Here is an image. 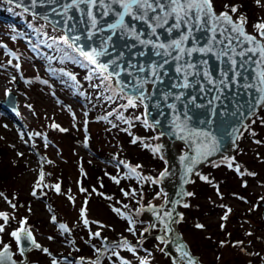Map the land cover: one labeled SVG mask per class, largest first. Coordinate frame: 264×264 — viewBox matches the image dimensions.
<instances>
[{
  "label": "rangeland",
  "instance_id": "374dc122",
  "mask_svg": "<svg viewBox=\"0 0 264 264\" xmlns=\"http://www.w3.org/2000/svg\"><path fill=\"white\" fill-rule=\"evenodd\" d=\"M212 2L218 11L225 5L248 9L246 11L250 16L245 17L247 29L258 35L254 25L264 22V0ZM233 15L238 18L240 13ZM13 36L11 28L0 21V45L7 46H0V149L3 150L0 151V166H10L14 174L9 177V185L0 187V193H3L0 196V212L7 213L11 218V222L6 224L0 217V224L5 229L0 232V248L11 242L16 251L15 257L22 258L11 232L19 230L21 221L25 220L24 227L30 229L37 242L48 249L47 253L32 250L28 264H53L54 260L56 264H91L99 254L97 250H100L104 237L121 243L127 237L132 242L130 245L138 249L144 239L145 228L149 233L159 231L143 217L142 212L141 216L138 214L135 201L124 195V192L129 193L127 184L133 185L140 174L137 176V172L133 174L128 167L114 165L107 169L113 172L106 178L108 189L101 185L103 179L96 164L114 162L108 163L106 157L92 154L81 140L84 132L91 134L94 149L99 153L115 152L117 148L113 145L117 138L110 137L107 129L92 121L95 115L88 103L75 99L70 90L53 79L43 83L48 79L44 68L38 60L29 57L25 44L13 40ZM9 48H15L24 55V59L19 60V68L16 67L17 62L8 56L11 54ZM30 76L33 79H29ZM8 92L17 96V112H11L2 105ZM53 124L67 131L53 128ZM249 125L255 137L247 131ZM21 132L24 133L23 140ZM34 133L40 135H29ZM126 150L134 155L143 153L134 146ZM225 158L210 162L195 175L189 185L193 193L188 196L190 206L179 227L201 264H264V219L263 207H260L261 201H264V108L244 129L234 154ZM229 161L233 164L232 168L228 167ZM80 162L86 176L81 173ZM237 164L240 173L235 170ZM41 170L44 178L36 187ZM120 172L131 173L132 178L129 175L118 176ZM201 176L208 179L202 180ZM112 177L120 182L117 184ZM81 180L88 181L89 185L84 187V182L80 184ZM147 181L150 184V180ZM55 184L60 185L59 192L53 187ZM120 187L123 190L119 191ZM81 188L86 191H81ZM101 188L103 198L96 193ZM34 190L36 196L32 195ZM113 207L130 209L127 214L135 221V234L127 231L128 221L120 218L112 210ZM82 209L85 210L84 216L81 215ZM53 216L56 217L55 223L52 222ZM85 218L87 225L84 224ZM61 223L68 226V232H62L59 228ZM198 224L203 227H196ZM92 229L100 232V236H93ZM150 244L146 252L140 253L148 264H183L182 261L175 263L166 256L157 239ZM110 246H107L106 252ZM125 253L131 262L139 264V259L135 257L138 252ZM69 255L87 260L77 262ZM100 264L111 262L105 260Z\"/></svg>",
  "mask_w": 264,
  "mask_h": 264
},
{
  "label": "water",
  "instance_id": "95a60500",
  "mask_svg": "<svg viewBox=\"0 0 264 264\" xmlns=\"http://www.w3.org/2000/svg\"><path fill=\"white\" fill-rule=\"evenodd\" d=\"M2 1L25 10L54 29L64 33L65 36L69 37L70 44L73 43L72 38L79 36L80 39L75 41V44L85 51H90L94 47L99 48L103 37L110 34L108 31L103 35L97 33L93 39L89 40L87 38V32L85 31L87 25L81 21L80 14L78 12H70L69 15L73 17L72 20H67L63 14V5L68 0H56L55 3H50L48 0H44L41 3L40 0H37L35 4H33L32 0ZM93 10L96 11V9ZM215 13L219 15L221 12L215 11ZM229 14L231 15L230 12ZM97 16L100 19L101 25L115 22V19L111 16L100 17L99 13H97ZM233 20L236 19L233 18ZM126 22L130 25L135 23L137 30L146 31L145 26L138 21L133 22L130 18L126 17ZM244 27L247 34L254 35L246 30V23ZM159 31H161V39L167 41L169 39L168 34L162 30ZM193 35L195 40H190L188 42L189 46H204L211 36V32L205 28L201 31L194 32ZM217 39H223V37L217 33ZM257 39L259 40L260 37L257 36ZM133 44L136 46L132 47ZM226 44L227 41L225 40L224 44L216 45L213 53H193L191 57H185V60L196 64V68L200 70L199 75H191L188 77L189 87H174V85L182 84L184 81L183 74H178L175 71L176 61L170 59L168 64H165L163 68L159 69L160 79L155 84L149 82L144 85L146 98L142 102L136 100L144 106L148 123L162 138L160 151L162 158L167 163V168L161 172L166 174L163 176L160 174L156 178V181L162 186V192L166 195L164 202L161 204L151 203L142 207L143 217L151 221V225H155V228H159V232L154 234L149 233L147 237H156L159 242L163 243L162 251L169 255L175 263L183 261L188 264V258H182L181 252L177 251V245H182L183 251L189 253V256L194 259L195 264H201L198 262L197 257L192 254L189 244L178 227L179 223H171L169 227L172 231H166L165 223H167L168 218L164 216V213L171 212L173 219H179L180 216L183 217V212L180 207L187 202L188 195L186 193L190 192L188 184L192 182L193 175L199 172L210 161L233 154L238 147V140L248 120L260 108L264 107V101L260 99L261 95L264 94L257 91V88L260 87L257 76L260 71L264 70V65L257 63L260 60L259 55L248 53L243 58L236 55L235 59L237 64L235 69L231 70V64L228 58L221 56L217 59L216 55ZM251 46L244 44L243 48ZM243 48L237 47V53L243 50ZM139 52H144L145 55H137ZM117 56L121 57L118 63L125 68L129 64H134L136 68H139L141 65L162 62V58L154 55L151 47L145 48L136 43L135 40L119 33L113 36L111 46L108 49V55L100 57V62L107 63L112 59H116ZM203 60L207 61L206 66L200 63ZM180 63H184V61ZM113 70L119 69H116L114 65L110 64L108 71L105 73L108 75V72ZM130 71L132 72L131 76L127 72H122L118 79L115 77L112 79L115 87L120 92L127 97L132 96L135 98L136 90L133 85L136 83V77H142L145 74L137 73L135 69H130ZM204 71L211 74L213 83L210 84L205 79L203 75ZM223 72L228 73V78L225 85H220L219 81L224 79L222 76ZM234 73H239V75H234ZM149 79L151 80V77ZM246 85H254V87H246ZM121 88H123V91H121ZM180 92H183L184 95L180 100H176L175 96ZM168 93H171V95L166 100L164 97ZM171 104H175L176 107L170 108L169 105ZM4 105L13 111H17L16 96L10 92L7 100L4 101ZM177 117H179V120L176 119ZM174 122L181 123L182 126H185L192 132H209L218 141V149L214 154L208 156L206 160H201L200 163L194 166V171L187 176V179L190 181L188 183L184 182L186 178V165L189 162L187 158L200 159L196 157L197 137L195 135L187 136V133H185L187 138L183 140L179 139V134L173 135V133L177 132V129L174 127ZM161 133L164 134L161 135ZM179 145L184 147L183 151L179 150ZM210 147L211 143L204 141V148L207 149ZM181 157H185L186 159L182 161ZM262 206H264V202ZM156 213H159V216ZM10 222L11 219L9 217L6 224ZM21 236L22 243L18 245V251L20 247L24 248L23 255L19 251L22 259L18 260L14 257V250L11 245H9V251L12 260L16 261V264H28L30 252L40 249L35 248L31 244V241L24 237L23 233ZM32 236L34 237L33 233ZM159 237H164V240L162 241ZM6 264H11V262L8 261Z\"/></svg>",
  "mask_w": 264,
  "mask_h": 264
},
{
  "label": "snow or ice",
  "instance_id": "6c2138e0",
  "mask_svg": "<svg viewBox=\"0 0 264 264\" xmlns=\"http://www.w3.org/2000/svg\"><path fill=\"white\" fill-rule=\"evenodd\" d=\"M33 4L37 2V0H32ZM41 3L44 0H40ZM50 3H55L56 0H48ZM259 2V0H257ZM83 6V7H82ZM225 8L229 9L231 13H237L238 7L233 5H225ZM93 9H96L94 11ZM55 11V9H53ZM229 11L221 12L219 15L215 13L213 8L212 0H68L63 5V14L65 15L67 20H72L73 17L69 15L70 12H78L81 17V21L87 25L85 31L87 32V38L89 40L93 39L97 33L103 35L106 31L110 32L109 35L104 36L101 40V46L99 48H92L90 51H85L83 48L79 47L75 44V41L79 40L80 37L76 36L72 38L73 43H69V37L64 36L61 39L65 44L68 45L69 48H73L79 56L83 57L90 65L95 66L93 68V72L99 71L100 74L107 72L109 69L110 64L114 65L116 69L111 72H108V75L104 77V79L111 80L113 77L119 78L122 72H127L130 76L132 72L130 69H135L137 73H144V76H137L136 83L133 87L136 90L135 98L129 96L127 99V104L123 107H135L136 100H140L141 102L146 98L144 92V85L146 83H153L155 84L160 79L159 69L163 68L165 64L169 63V60L176 61V68L175 71L179 74H183V83L176 84L174 87L177 88H187L190 86L188 77L191 75H199L200 70L196 68V64L185 60V57H191L193 53H202L208 54L213 53L214 48L218 44H224L225 40L227 44L224 48L220 49L217 55V59L221 56H225L228 58L231 64V70L235 69L237 61L235 56L238 55L241 58L248 55V53H252L253 55H259L260 60L257 62L258 64L264 65V22H259L254 25V27L258 30V35L260 39H257V36L247 34L245 31V23L246 18L241 15L236 20H233L232 16L229 14ZM97 13H99L100 17H113L115 19L114 23H106L105 25H101L100 19H98ZM126 17L130 18L133 22H140L142 25L145 26L146 31L144 30H137L136 24L132 23L131 25L126 22ZM47 19V17H45ZM207 28L209 32H211V36L209 37L208 41L204 46H189L190 40H195L194 32L201 31ZM168 34L169 39L167 41L161 39V31ZM124 35L136 41L139 45L151 49L154 52V55L157 57L162 58L161 63H151L150 65H141L139 68H136V65L129 64L127 68L123 67L118 63L121 59L120 56H117L116 59H112L107 63H101L100 57L108 55V49L111 46V42L113 36L117 34ZM217 33L223 39H217ZM178 34V35H174ZM227 34V35H226ZM13 40L16 39L15 36L12 37ZM244 44L252 45L251 47L243 48ZM2 47H7L6 45H0ZM136 45L133 44L132 47ZM51 47V45H49ZM241 47L243 50L237 53L236 48ZM231 53V55H230ZM137 55L144 56V52H139ZM184 61V63H180ZM11 63V62H9ZM201 64L207 65V61L203 60L200 61ZM19 68V65H16ZM192 70V71H190ZM70 75V74H69ZM205 79L211 84L213 83L211 79V74L207 71L203 72ZM234 75H239V73H234ZM222 76L224 77L223 80L219 81L220 85H225L228 73L223 72ZM151 77V80L149 79ZM75 79V77H71ZM90 78V77H89ZM39 79V77H37ZM258 82L260 87L257 88V91L261 94H264V70L260 71L257 76ZM43 83L47 84V81H43ZM254 87V85H246V87ZM123 91V88H121ZM171 93L165 94V99H168V96ZM184 95L183 92L176 94L175 99L180 100L181 97ZM111 99V97H108ZM261 101H264V95L260 97ZM170 108H175V104L169 105ZM214 111V110H213ZM111 115V113H109ZM107 117H101L100 119H106ZM123 119V117H120ZM139 119V118H137ZM179 120V117L176 118ZM254 122V121H253ZM126 123L130 124V121H126ZM145 127H151L147 123V120L144 121ZM53 128H57L60 131H67V129L61 128L57 124L52 125ZM174 127L177 129L176 133L173 135H178L179 139H186L185 133L187 136L195 135L197 137L196 141V157L197 158H187L188 164L186 165V178L184 180L185 183L190 182L187 179V176L194 171V166L197 163H200L201 160H206L208 156L214 154V152L218 149V141L216 140L215 136H212L209 132L204 131H196L192 132L188 130L185 126H182L181 123H175ZM131 135V133H129ZM164 133H161L163 135ZM254 134V133H253ZM31 135H40V133L29 134ZM21 139H24V133H20ZM202 138V139H201ZM139 138L134 137L132 139V143H137ZM204 141H209L211 143V147L205 149L204 148ZM27 143V141H25ZM45 146H47V140L45 137ZM33 147L35 145L33 144ZM148 147V145H145ZM161 145H157L153 148V152H158ZM22 155V154H21ZM182 161L185 160V157H181ZM227 159V158H225ZM121 164H124L123 161H120ZM125 167H128L130 172L136 173V168L131 167L130 165L125 164ZM137 168L139 166H136ZM228 167L232 168L233 164L231 161L228 162ZM235 170L240 173L241 169L240 166L237 164L235 166ZM83 171V170H81ZM166 173H161V176L165 175ZM243 174V173H241ZM250 175H254V173H249ZM139 174L137 173V176ZM44 178V172L41 170L40 173V180L37 182L36 187L40 186V182ZM202 180H207L208 178L205 176L200 177ZM112 179L118 184L120 181L116 177H112ZM57 192L60 191V185L55 184L53 186ZM81 191H86L85 189L81 188ZM134 193V190H133ZM33 196L37 195V192L34 190L32 192ZM103 195V193H100ZM125 196H128V192H124ZM186 195L191 196L193 193L188 192ZM0 196H3V193H0ZM71 199V198H70ZM111 199V197H108ZM13 208L16 205H12ZM125 208L128 205H124ZM184 207H188L187 204ZM114 212L118 213L122 218L128 221L129 227L127 231L130 233L135 234V221L133 220L131 215H128L125 212H122L119 208L113 207L112 209ZM229 211H231L229 209ZM85 210H81V215L84 216ZM159 216V213H156ZM164 216L168 218L167 223H165V228L167 232H171L172 229L169 227L171 223H179L182 220V216L179 219H173L171 212H165ZM0 217H2L5 223L8 222L9 216L7 213L0 212ZM227 218L226 216L224 217ZM52 222H56V217H52ZM26 223L25 220L21 221V227L19 230H14L11 232V236L16 240L17 245H21L22 243V236L23 233L24 237L31 241V244L35 246V248L42 250L43 252L47 253L48 249L42 248L40 244H38L30 230L24 227ZM84 224H88L87 218L84 219ZM155 227V225H152ZM198 228H202L203 225H196ZM59 228L62 232H68L69 228L66 224H59ZM4 225L0 224V232H3ZM148 228L144 229V232H147ZM95 237L100 236V232H95L92 234ZM143 235V233H141ZM52 239V237H49ZM162 241L164 237H159ZM115 247H125L127 250L135 253V247L129 245L127 241H123L121 244L115 245ZM10 246L7 244L3 245V249L0 250V264H6V262L10 261L11 264H16V261L12 260L11 253L9 251ZM19 251L23 255L24 248L20 247ZM99 251V250H97ZM177 251L181 252L182 258H188V264H195L193 258L189 256V253L183 251L182 245H177ZM113 255H119V253L114 252ZM53 264H56V261H53ZM122 264H130L128 261H122ZM140 264H148L147 260H141Z\"/></svg>",
  "mask_w": 264,
  "mask_h": 264
},
{
  "label": "trees",
  "instance_id": "16d2710c",
  "mask_svg": "<svg viewBox=\"0 0 264 264\" xmlns=\"http://www.w3.org/2000/svg\"><path fill=\"white\" fill-rule=\"evenodd\" d=\"M246 10L248 9L243 7L242 9L238 8V13L249 16ZM0 21L10 27L16 39L19 42H23L30 50L29 53L33 56H29L38 60L47 74L56 80L59 85L70 90L76 99L88 103L95 115L93 120L107 129L110 137L117 138L114 142V146H118L115 152L100 151L98 153L95 151V153H106L110 157L119 158L120 161L124 162V164H119V168H123L127 164L136 168L137 173L139 172V179L134 180L133 185L127 184L130 193L129 197L135 201L138 214L141 216L139 207L142 205L150 202H162L164 197L161 193V188L154 179L166 168V163L161 158L160 151L153 152V148L158 145L160 139L151 127H145L142 105L136 102L135 107H123L127 104V98L113 87L112 81L104 79L106 75L104 73L100 74L98 70L93 72L94 66L90 65L73 48H69L63 42L61 38L64 35L52 29L44 22L2 1H0ZM71 77H75V79ZM108 97H111V99H108ZM121 116L123 119L120 118ZM101 117L107 118L100 119ZM126 121H130V124L126 123ZM136 127L142 129H135ZM247 131L252 137H255L253 134L254 130L251 129L250 125ZM134 137L139 138L135 144L131 142ZM93 144L94 142L91 139L92 149L95 147ZM145 145H148V147H145ZM130 146L139 148L143 153L134 155L133 152L126 150ZM180 148L183 149L182 146ZM97 150L99 151V149ZM0 151L2 152L3 150L0 149ZM136 166L139 167L137 168ZM97 169L100 170L102 175L100 176L103 179V182H100L101 185L105 189H108V181L106 178L113 172L110 173L107 170L110 167L103 164ZM245 171L248 173L247 169ZM130 174L129 172H120L118 176L129 175L132 178ZM12 175L14 174L10 166H0V187L9 185L8 180ZM147 180H150V184ZM95 181L97 182V180ZM83 182L84 187L89 185L88 181ZM118 190L121 191L123 189L120 187ZM98 194L103 198V195H100L99 191ZM188 208L189 206L184 209V212ZM124 210L130 211V209ZM120 218L122 217L120 216ZM155 240V238L148 239L141 247L138 249L135 248V252H138L135 254V257L139 259L137 260L139 264L143 260V256L140 253L143 251L146 252L151 245L150 243ZM114 252L120 254L121 252L131 251L125 247H118L108 253L109 259L113 264H122L124 260L119 255H113ZM128 262L134 264V262Z\"/></svg>",
  "mask_w": 264,
  "mask_h": 264
},
{
  "label": "bare ground",
  "instance_id": "6f19581e",
  "mask_svg": "<svg viewBox=\"0 0 264 264\" xmlns=\"http://www.w3.org/2000/svg\"><path fill=\"white\" fill-rule=\"evenodd\" d=\"M26 144V142H24Z\"/></svg>",
  "mask_w": 264,
  "mask_h": 264
}]
</instances>
